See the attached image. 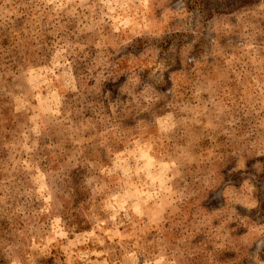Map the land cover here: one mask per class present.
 Masks as SVG:
<instances>
[{"label":"rangeland","instance_id":"374dc122","mask_svg":"<svg viewBox=\"0 0 264 264\" xmlns=\"http://www.w3.org/2000/svg\"><path fill=\"white\" fill-rule=\"evenodd\" d=\"M0 264H264V0H0Z\"/></svg>","mask_w":264,"mask_h":264}]
</instances>
